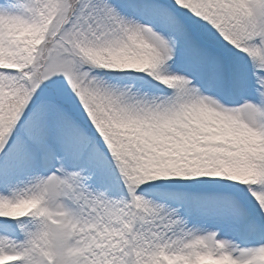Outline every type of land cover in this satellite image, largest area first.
<instances>
[{
	"label": "snow or ice",
	"instance_id": "6c2138e0",
	"mask_svg": "<svg viewBox=\"0 0 264 264\" xmlns=\"http://www.w3.org/2000/svg\"><path fill=\"white\" fill-rule=\"evenodd\" d=\"M0 264H264V0H0Z\"/></svg>",
	"mask_w": 264,
	"mask_h": 264
}]
</instances>
